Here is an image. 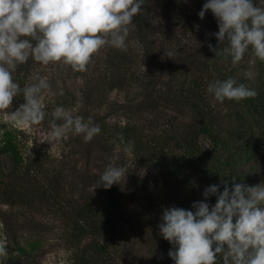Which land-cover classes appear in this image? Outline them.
<instances>
[{
    "label": "rangeland",
    "instance_id": "1",
    "mask_svg": "<svg viewBox=\"0 0 264 264\" xmlns=\"http://www.w3.org/2000/svg\"><path fill=\"white\" fill-rule=\"evenodd\" d=\"M206 2L178 1L183 15L162 22L181 41L167 46L158 38L156 57L147 38L129 35L127 51L102 49L86 72L37 62L25 73L19 74L18 67L13 72L21 88L46 77L51 92L44 94L47 115L39 125H14L0 114L5 264H175L169 241L145 239L146 211L163 237L164 209L195 212L192 205L203 201L211 210L217 195H203L211 185L222 193L224 182L230 189L234 183L264 184V62L250 65V51L235 67L224 53L191 61L207 53L201 47L217 24L211 10L199 17ZM253 4L264 7V0ZM249 70L255 79L245 78ZM228 77L255 89L257 97L216 101L207 86ZM24 103L23 94L14 97L9 111ZM57 107L85 121L91 117L100 134L87 143L72 133L47 141ZM207 115H214L223 144L210 145L203 133L194 137L193 123ZM129 141L133 150L125 153ZM7 152L13 159L10 171L4 167ZM114 155L126 178L110 189L96 187ZM218 258L223 264L222 254Z\"/></svg>",
    "mask_w": 264,
    "mask_h": 264
},
{
    "label": "clouds",
    "instance_id": "2",
    "mask_svg": "<svg viewBox=\"0 0 264 264\" xmlns=\"http://www.w3.org/2000/svg\"><path fill=\"white\" fill-rule=\"evenodd\" d=\"M143 4L144 0H0V114L14 125L41 124L47 115L43 97L51 92V85L41 77L38 83L21 88L13 79L17 67L31 58L44 66L60 64L86 72L102 49L127 51L130 25L142 12ZM208 10L218 22L217 40L226 45L217 50L209 44L216 56L221 52L230 56L235 67L250 51V65L257 60L264 62V7L255 6L253 0H207L199 17L203 19ZM255 76L251 70L245 72L248 80ZM207 92L220 103L258 95L233 77L209 83ZM20 94L26 103L15 112L9 111L14 97ZM51 116L50 142L72 133L82 135L87 143L101 132L91 117L85 121L63 107L55 108ZM133 146L134 141H129L123 151L131 153ZM118 159V155L113 156L96 187L110 189L126 178V168L115 163ZM224 183L222 193L218 185L207 187L203 193L206 198L217 195L211 210L203 201L192 205L195 212L164 209L159 230L173 245L169 256L175 264H217L219 254L223 264H264V184L234 183L230 189ZM8 258L6 242L0 239V264Z\"/></svg>",
    "mask_w": 264,
    "mask_h": 264
},
{
    "label": "trees",
    "instance_id": "3",
    "mask_svg": "<svg viewBox=\"0 0 264 264\" xmlns=\"http://www.w3.org/2000/svg\"><path fill=\"white\" fill-rule=\"evenodd\" d=\"M178 1L179 0H144V4L142 5V12L133 18V23L132 25H130V35L137 37L138 39H140V41H144L145 38H147L151 51L154 53L155 57L157 54H155L156 45L154 43L158 40V38H162V40L165 41L167 46H176L179 44V41H181L176 33H174L173 31H166L162 22V20L164 19L183 15V13H179L178 11ZM218 31L219 26L217 22V24L215 25V29L213 30L212 36L208 40V43L205 47H201L205 48V51L207 53H205L204 56L201 55V57L194 58L193 60H191L192 62L194 61L193 63L197 62L199 58H206L208 54H215V52L210 50L209 44L217 48V50L226 47V45L220 44V42L217 40L215 34L218 33ZM193 48L194 47H192V49ZM34 63L36 62L33 59L29 58L26 64L19 65V74L23 72L25 73L26 70ZM193 126L195 127L194 137L196 138V140L198 139V136L203 133L206 134L207 137H209L210 145H213V143L215 145H220L224 143L216 128V119L214 115L202 116L201 119H196L193 123ZM100 152L108 153V151L103 148L100 149ZM144 220L145 224L149 226L148 230L145 233V239L148 241V243H155V240L157 238L165 240L158 233L155 223L151 220L149 211H146ZM220 262V258L217 257V264H220Z\"/></svg>",
    "mask_w": 264,
    "mask_h": 264
},
{
    "label": "water",
    "instance_id": "4",
    "mask_svg": "<svg viewBox=\"0 0 264 264\" xmlns=\"http://www.w3.org/2000/svg\"><path fill=\"white\" fill-rule=\"evenodd\" d=\"M3 159H4V167L7 171H10L13 169V159L12 156L9 152L5 153L3 155Z\"/></svg>",
    "mask_w": 264,
    "mask_h": 264
}]
</instances>
